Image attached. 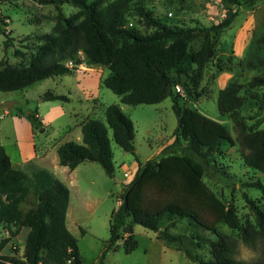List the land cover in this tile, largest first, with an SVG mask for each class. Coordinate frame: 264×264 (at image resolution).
<instances>
[{
	"label": "trees",
	"instance_id": "1",
	"mask_svg": "<svg viewBox=\"0 0 264 264\" xmlns=\"http://www.w3.org/2000/svg\"><path fill=\"white\" fill-rule=\"evenodd\" d=\"M133 0H43L57 10L51 33L38 37L37 51L29 64L5 66L0 62V92L23 91L27 87L53 77L72 74L68 61L74 66L83 63L101 65L109 74L103 86L120 97L123 104L156 105L172 96L181 77H189L197 89L206 66L214 54L221 34L228 29L241 8H252L264 0H221L226 13L209 28L184 29L170 27L139 10L153 32L143 35L126 26L125 14ZM70 5L77 12L65 17L60 7ZM1 25V23H0ZM2 32L4 29L0 28ZM200 31L204 40L199 50L190 52L188 38ZM259 54L264 61V36ZM5 40L4 45L8 46ZM18 54V53H17ZM82 54L84 59H81ZM193 65L191 74L184 67ZM252 63H250L251 65ZM250 86H264V78L255 77ZM242 87L230 83L218 92L217 107L221 116L240 122L238 110L244 105L239 95ZM43 101L68 102L66 95L47 90ZM172 110L177 119L173 142L159 156L141 163L135 156V129L132 120L115 104L104 110L105 123L87 119L81 123L82 143L66 142L58 149L60 165L70 170L83 162L100 165L108 177L114 176L111 140L124 152L135 156L137 168L120 194L119 206L109 219V239L98 264L108 251L120 244L125 253L137 248L134 227L141 226L172 245L185 258L196 264H248L235 258L230 237L220 231V225L239 232L243 242L252 246L257 237L264 236V208L248 201L256 216L253 225L243 223L232 206L197 195L204 167L234 145L228 130L198 111L179 104L173 97ZM38 133H44L36 111L18 110ZM242 159L250 170L261 178L248 184L264 196V130L251 129L242 134ZM185 143V145H183ZM183 147H179V146ZM180 148L179 153L177 152ZM199 159L201 162L196 160ZM29 177L12 166L6 150L0 145V225L10 229H28L24 240L23 260L0 254V264H83L77 240L65 225L69 202L68 188L48 172H40L31 180L35 195L29 197ZM18 194V195H17ZM7 198V203L3 197ZM187 221L189 233L174 234L181 221ZM202 233L211 234L210 240ZM7 240L0 243L1 250ZM209 249V259L200 255Z\"/></svg>",
	"mask_w": 264,
	"mask_h": 264
},
{
	"label": "rangeland",
	"instance_id": "2",
	"mask_svg": "<svg viewBox=\"0 0 264 264\" xmlns=\"http://www.w3.org/2000/svg\"><path fill=\"white\" fill-rule=\"evenodd\" d=\"M42 1L0 0V28L5 31L2 32L0 29V62L3 64L1 69L5 66L29 64L31 55L37 51L40 44L38 37L52 32L58 12L52 5L43 4ZM140 9L167 26L184 29L209 28L221 22L226 13L221 0H133L125 14L126 26L136 29L143 35L151 34L153 29L140 15ZM60 12L65 17H69L76 13L77 9L63 5L60 7ZM262 36H264V2H259L252 8H241L232 25L221 34L200 86L194 89L189 77H181L182 83L174 86L172 96L156 105L131 106L121 103L119 96L103 86V80L109 71L101 65L83 63V66L100 76L99 98L94 101L100 102L102 106L94 118L105 123V108L111 104L119 106L133 122L135 156L141 163L149 160V156L155 154L161 145L171 139L174 140L177 119L172 110L173 97L178 99L180 105L196 110L223 125L233 138L234 145L225 153L217 155L209 162L210 164L196 158L204 167V176L198 186L197 195L234 207L239 219L243 223L253 225L255 229H258L256 216L248 201L254 203L256 207L264 208V196L247 185L261 178V174L245 166L242 159L244 150L239 141L242 134L251 129L264 130V86H250L253 78H264V61L261 62L259 54ZM5 40L8 41V46L4 45ZM203 40L202 32H191L188 38L190 52L199 50ZM79 56L84 59L82 54ZM184 67L189 69V74L194 69V66L188 63H185ZM75 68L78 70L82 67L79 65ZM74 72L59 76L62 79L60 84H57L56 77H53L37 82L23 91L0 92V104L13 103L12 109L8 110L13 115L18 110L26 111L28 114L29 111H34L39 105L38 101L42 99L43 94L39 91L49 89L54 93L71 97L72 102H62L65 104L66 116L60 123L73 124L75 117L71 116V113L80 110L77 102L79 100L77 87L72 78ZM232 82L242 87L239 95L243 98L244 105L238 110L239 123L228 116H221L217 107L218 92ZM46 104L42 103V110ZM3 111L6 110L1 109L0 113ZM9 130L6 125L5 131ZM66 135L65 132L60 134L62 137ZM179 147H177L178 153ZM111 148L115 168L112 178L105 174L99 164L89 162L80 170L77 178L84 192L81 195L80 207H75L77 226L74 237L83 264L99 263L110 236V215L117 207L120 194L135 173L131 171L128 178L124 175L125 169L136 161L135 156L124 152L113 140H111ZM11 152L10 150V154ZM28 177L30 180L27 185L31 198L36 190L31 187L34 175ZM3 200L7 203L5 196ZM219 229L230 237L236 259L248 264H264V236L257 237L253 245L248 246L241 239L239 232L225 225H220ZM190 230L187 221L183 220L172 229V233L183 234L189 233ZM27 231V229L17 230L15 227L10 229L0 225V243L3 240L8 241L0 254L23 260ZM134 234L137 240V248L134 251L125 253L120 244L116 251L107 252L103 263L196 264L188 261L174 246L158 239L150 230L135 226ZM202 235L215 240L209 233ZM200 255L209 259V249L204 248Z\"/></svg>",
	"mask_w": 264,
	"mask_h": 264
},
{
	"label": "crops",
	"instance_id": "3",
	"mask_svg": "<svg viewBox=\"0 0 264 264\" xmlns=\"http://www.w3.org/2000/svg\"><path fill=\"white\" fill-rule=\"evenodd\" d=\"M80 67L82 68L76 70L72 76L77 87L76 93L79 98L77 102L80 106L79 111L71 113V116L75 117L73 124L65 125L60 123L61 119L66 116V110L65 104L58 101L44 102L40 99L38 101L39 105L34 108V111L37 112V116L45 127L44 133L36 132L24 117L15 116L8 110L0 113L4 117L0 119V145L6 150L12 166L24 172L27 176H35L40 172H48L68 188L69 202L65 216V225L73 236H75L74 230L77 226L75 207H80L81 195L84 192L77 178L80 170L88 162H83L73 170H70L68 167L60 165L57 149L61 144L66 142L81 144V123L87 119H95L96 113H98L102 106L100 102L94 101L99 98L100 76L85 65L83 66V64ZM55 79L57 84L62 82L60 77H56ZM47 90H40L39 93L43 94ZM68 97L69 102H72L71 97ZM42 103L43 105L47 103L43 110ZM6 125L10 129L8 132L5 131ZM63 132L67 133V135L62 137L60 134ZM172 142L173 140L171 139L166 144L161 145L156 152L154 151L155 154L149 156V159L157 157ZM9 149L12 151L11 154ZM137 165V162L134 161L128 169L126 168L124 172L125 177H130L131 171H135ZM119 203L118 201L116 209Z\"/></svg>",
	"mask_w": 264,
	"mask_h": 264
},
{
	"label": "water",
	"instance_id": "4",
	"mask_svg": "<svg viewBox=\"0 0 264 264\" xmlns=\"http://www.w3.org/2000/svg\"><path fill=\"white\" fill-rule=\"evenodd\" d=\"M13 107V103L5 102L3 104H0V110L5 109V110H10Z\"/></svg>",
	"mask_w": 264,
	"mask_h": 264
},
{
	"label": "built area",
	"instance_id": "5",
	"mask_svg": "<svg viewBox=\"0 0 264 264\" xmlns=\"http://www.w3.org/2000/svg\"><path fill=\"white\" fill-rule=\"evenodd\" d=\"M66 64H67V66H68L69 68H73V67H75L72 61H68ZM2 117H3V116L0 115V119H1ZM118 201H119V200H118Z\"/></svg>",
	"mask_w": 264,
	"mask_h": 264
}]
</instances>
